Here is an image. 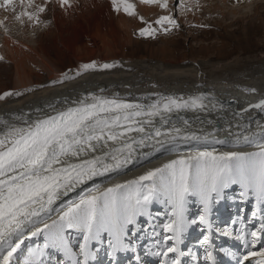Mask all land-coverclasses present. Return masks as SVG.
<instances>
[{
  "label": "snow or ice",
  "instance_id": "1",
  "mask_svg": "<svg viewBox=\"0 0 264 264\" xmlns=\"http://www.w3.org/2000/svg\"><path fill=\"white\" fill-rule=\"evenodd\" d=\"M48 2L45 0V5L41 6L35 0H20L24 10L15 18L21 22L23 17L29 21L38 20ZM56 2L61 7L71 6L70 0ZM140 2L164 9L168 6V0ZM13 3L14 0H3L0 8L15 13ZM111 4L117 13L123 10L129 16L136 15V6L129 0H111ZM28 8L34 11H27ZM165 23L171 28L179 27L171 16H160L155 21L168 32L171 28L163 27ZM155 31L148 25L139 35L154 36ZM115 66L104 63L99 68ZM97 67L95 62L85 63L74 76L66 73L53 83H63ZM13 95L22 93L4 92L0 100ZM205 99L202 95L188 99L161 96L152 103L141 104L92 95L79 100L75 106L43 118L17 117L21 121L19 125L5 123L0 130V264H14L13 258L22 245L41 236L43 244L29 249V258L24 264H44L43 257L48 249L61 254L64 259L60 264H89L90 259H94V251L99 250L94 246L105 243L110 249L108 255L113 258L118 252L135 253L132 239L140 231L139 218L151 219L149 206L153 202L168 209V220L163 224L165 235L154 241L161 250L152 253L161 257L159 264H182L180 257L190 253L183 252L179 246L192 225L206 226L209 234L200 242L205 246L204 260L215 264L210 235L211 209L234 185L240 187L242 198L251 195L257 206L264 203V142L245 136V142L256 149L251 152L189 150L134 179L103 189L100 186L89 188L78 199H68L57 205L86 181L126 167L137 155H148L138 150L153 148L159 151L165 145L177 149L193 141L226 144L225 140H209L213 133L200 135L189 131L191 122L182 115L177 119L184 127L177 126L173 119V113L209 111ZM251 108L264 112V100L243 111ZM168 125L171 127H166ZM133 133L139 137L131 135ZM191 198L201 205L194 218L188 215ZM252 217H257L256 211ZM73 233L80 237L78 251L72 247ZM221 235L240 243L239 255L223 250L236 260V264H264V218L254 230L245 231L241 227L234 236L228 230ZM153 236L160 237L161 233L153 231ZM170 254L175 255L170 258ZM191 255L195 264L197 256Z\"/></svg>",
  "mask_w": 264,
  "mask_h": 264
},
{
  "label": "bare ground",
  "instance_id": "2",
  "mask_svg": "<svg viewBox=\"0 0 264 264\" xmlns=\"http://www.w3.org/2000/svg\"><path fill=\"white\" fill-rule=\"evenodd\" d=\"M2 3L3 0H0V4ZM35 3L43 6L45 0H35ZM70 4V7H61L56 0H49L46 10L39 14L38 20L29 21L27 17H23L22 22L20 21L21 29L18 24L15 26L9 24L10 26L0 28L4 33L0 47V57L3 59H0V62L7 61L10 64L8 70L11 73L15 72L13 87L7 83H0V95L4 92L22 93L19 96H8L4 100H0V130L3 129L5 123L19 125L21 121L17 120V117L43 118L46 115L55 114L56 111L75 106L79 100L92 95L141 104L152 103L161 96L188 99L192 96L202 95L206 97L204 103L210 109L209 111L173 113V119L176 120L177 126L184 127L182 121L177 119L178 115H182L191 122L189 131H196L200 135L213 133L208 137L209 140L219 139L225 140L227 143L205 144L193 141L190 144H181L177 149L171 145H165L159 151L153 148L138 150L148 153V155L146 157L137 155L134 162L126 167L86 181L75 191L69 193L68 197L58 201L57 205L68 199H78L79 195L89 188L100 186L103 189L115 183H124L134 179L147 170L162 166L189 150L216 149L221 153L228 151L251 152L256 149L252 144L245 142V136L253 141L264 142V112L255 108H251L247 112L243 111L249 109L250 105L264 100V52L259 54L245 50L244 53L240 52L237 56L231 57L224 52L225 50L222 51V47L216 56L202 58L194 56V59L189 61L186 54L179 53L180 55H178L177 51L169 47L168 43L169 46L163 45L159 57H127L124 55L111 57L110 55L116 52L120 44L124 45V42L119 39V32L134 39L131 32L135 26H141L143 23L140 21V17L137 15L131 20L123 10L119 13L110 8V10L102 11L95 2L90 6V0H70ZM13 7H15V13L8 10L9 16L5 19L1 18L0 21L7 20V22L14 23L15 21L12 22V20H17L15 16L24 9L20 7V0L18 2L14 0ZM145 8H143L145 15L148 10L149 13L155 11L154 8L144 10ZM27 11H34V8H28ZM50 16L52 23L46 29H41L39 24L42 21L46 22ZM28 30L32 31L30 34L34 36L36 43L34 46L26 43V39H30ZM127 42L129 43V41ZM66 57L71 61L67 67L63 63ZM91 62L97 64V69L83 72L82 75L65 80L63 83H53L61 80L66 73L74 76L76 71L81 70L83 64ZM104 63H112L116 66L111 69H100L99 66ZM66 68L68 69L66 70ZM0 79H2L1 73ZM201 120L204 123H201ZM237 125H248V127H237ZM166 127H171V125ZM131 135L139 137L137 133ZM237 139H239L238 144L236 143ZM235 190L239 191L240 195L241 189L238 185L227 189L225 197L213 205L209 215V220L212 223L210 235L214 245L213 255L217 260H215V264H236V260L223 250H231L238 255L242 250L239 242L232 237L221 235L224 230L231 231L233 236L241 227L245 231H251L258 227L261 218H264L262 204L257 206L256 203H252L251 195L246 198H242L240 195L241 201L231 202L233 199L231 195ZM192 199L198 203L195 198H191V201ZM188 207L189 217L194 218L191 202ZM250 209L252 210L251 214L253 211H259L261 217L258 216L255 220L245 217L241 221L242 226L236 228V232L232 230L233 224L230 227L226 226L228 216L236 217L238 213L244 215ZM167 220H164V223ZM200 227L202 225L190 226L183 237V243L179 247L183 252L190 254L180 257L182 264H194L191 253L197 256L195 264H210L204 260L205 246L200 243L203 236L209 232L206 226L205 228ZM200 230H205V233L199 242L195 243L193 239ZM40 238L43 239L42 236L37 237L36 241ZM78 239L80 240V237L74 233L72 235L74 250H76L74 244L78 242ZM148 245L139 246L144 249L143 256H140L137 246L133 245L136 248V253L133 263L130 260L131 264H135V261H138L136 264H152V259L156 258L152 253L161 249L155 243ZM193 245L196 246L193 247ZM97 247L102 257H96L98 251H94V259H90L89 264L91 262L102 264V261L107 264L108 260L111 261V263L108 261V264H123L122 262L130 264L128 257L131 252H118L113 258L108 255L110 249L106 243ZM49 251H52L50 255H48ZM46 252V256L52 257L51 261L55 262V259L58 261L60 257L61 260L64 259L54 250L48 249L45 250ZM146 255L147 260L142 261ZM20 264H24V261Z\"/></svg>",
  "mask_w": 264,
  "mask_h": 264
},
{
  "label": "rangeland",
  "instance_id": "3",
  "mask_svg": "<svg viewBox=\"0 0 264 264\" xmlns=\"http://www.w3.org/2000/svg\"><path fill=\"white\" fill-rule=\"evenodd\" d=\"M15 1L18 2L19 0ZM96 1L97 0H90V6H92L95 2V4H98L101 7L100 9L102 11L110 9L113 10L111 0H104L105 4L103 0H99L101 2L97 1L98 3ZM129 2L135 4L136 15L128 16V18L133 20L134 17L138 15L139 17H143V20H140L143 23H141V26H135L132 29L131 34L133 35L132 37L134 39H130L128 36H125L123 33L119 32V39L120 41L124 42V45L120 44L117 47L116 52H113V54L110 55L111 57H117L119 55H124L127 57H159L161 55V49L165 45L169 46L168 43L170 44L169 47L176 50L178 55L186 54L189 61L193 60L194 56H196L195 58L216 56L220 53L219 51L222 47L224 48H222V51L225 50L224 52L228 53L231 57L237 56L240 52L244 53L243 51L245 50L251 53L257 52L259 54H263L264 52V0H168V6L166 9L160 8L158 5L142 4L140 0H129ZM144 7H146L144 10H146L147 8H154L155 11H150L151 13H149L148 10L147 14L145 15L143 12ZM9 11L0 8V19L7 18L9 16ZM160 16H171L176 20L179 27L171 28L170 25L165 23L163 27L171 28V30L168 32H164L161 25L155 24V21ZM10 22H7V20L4 21L2 24H0V28L10 26L9 24H11V26L13 24V26L18 24V27L21 29L22 25L20 23V20L13 19L12 22L14 23ZM51 23L52 17L50 16L49 19L46 20V22L43 23L42 21L39 24L40 26H38L41 29H46L47 26H49ZM148 25H151L154 29H156L155 35L140 36V30L147 27ZM31 32L32 31L28 30L29 34ZM12 33H14V31ZM122 36L123 38H120ZM3 37L4 33L0 30V47L2 46ZM28 38L30 39H26V43L34 46L36 44L34 36L30 34ZM127 41H129V43ZM151 50H153L152 53ZM99 56L104 57L103 55ZM65 60L63 61V63L67 67L71 61L68 57H66ZM8 66H10V64L7 61L0 62V73L2 78L0 79V83H7L11 87H13L15 72L12 71L11 73V71L8 70ZM67 69L68 68H66V70ZM238 192L239 191L235 190L232 193V195L235 196L231 195V197H233L231 202L237 203L241 201ZM251 201L252 203H256L254 197L251 198ZM191 203L193 213L195 214L194 217H196L200 212L201 205L199 204V202L197 203L193 199ZM262 210L264 215V203H262ZM251 211V209L248 210V212L244 215L238 213L236 217H233L232 215L228 216L226 226L230 227L231 224H233L232 230L233 232H236V228L242 226L241 221L244 220L245 217L253 218ZM150 212L151 219H149L148 217L139 218L140 231L138 232L136 237L132 239L133 245L135 244L137 246L139 243V245L137 246V250L140 252V256H143L145 253L143 252L144 249L142 247L139 248L140 245L149 246L148 244H154V241L156 239H162V236L165 235V233H163V224L164 220L168 219V209L159 202H153V204H151ZM256 212L257 217H261L260 212ZM257 217L253 219L255 220L257 219ZM203 227L205 228V226H202L200 228ZM153 231L160 232L161 236H153ZM204 233L205 230L198 231V234L195 236L196 238L194 237L193 242L198 243L199 239L202 238ZM36 240L37 238H33L28 243H26V245H22L21 249L18 250V253L15 255L14 264H20V262L28 259L30 248H34L40 242H42L41 245L43 244L42 238H40V240L38 241ZM79 242L80 240L78 239V242L74 244V248L76 250H78ZM195 246L196 245H193V247ZM96 247L97 246H94V249ZM51 252L52 251H49L48 255H50ZM135 253L131 252V255H129L128 257L130 264L135 257ZM46 254L47 252L43 257L44 264H60L61 257L58 259V261L57 259H55L54 262L51 261L52 257H48V255L46 256ZM97 254L96 257H102L100 256L99 251ZM174 255L175 254H170V258H173ZM146 258L147 255L145 256V259L142 258V261L147 260ZM160 259L161 257L152 259V264H159ZM136 262L138 261H135V264ZM109 263H111V261H109ZM122 263L125 264L126 262ZM91 264L93 263L91 262ZM102 264H104L103 261Z\"/></svg>",
  "mask_w": 264,
  "mask_h": 264
}]
</instances>
